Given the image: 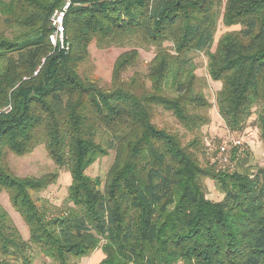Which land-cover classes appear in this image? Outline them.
<instances>
[{"label": "trees", "instance_id": "16d2710c", "mask_svg": "<svg viewBox=\"0 0 264 264\" xmlns=\"http://www.w3.org/2000/svg\"><path fill=\"white\" fill-rule=\"evenodd\" d=\"M62 10L61 46L50 35ZM219 19L239 28L210 51ZM92 41L156 51L145 74L126 79L139 52L120 53L103 87L79 73ZM191 52H204L210 78L221 82L224 125L241 131L256 112L264 144V0H0V193L28 228L23 239L0 205V264H32L34 252L75 264L98 247L97 264H264V166H202L199 136L184 143L152 122L156 108L189 132L209 122ZM39 145L69 174L71 204L58 213L33 197L57 172L17 176L9 168V154ZM109 150L102 186L85 171ZM205 178L220 201L205 197Z\"/></svg>", "mask_w": 264, "mask_h": 264}, {"label": "rangeland", "instance_id": "374dc122", "mask_svg": "<svg viewBox=\"0 0 264 264\" xmlns=\"http://www.w3.org/2000/svg\"><path fill=\"white\" fill-rule=\"evenodd\" d=\"M239 26H225L221 19L218 20L214 40L210 51H214L217 40L226 32L237 30ZM9 34V33H7ZM169 46V43H164ZM136 48L139 52L137 63L123 73V77L128 78L133 72H139L141 75L148 71L149 63L153 58L156 48L143 42L126 43L123 46L112 45L100 48L92 41L88 47V58L80 64L79 73L96 80L101 86L109 87L112 80V70L118 55L125 50ZM192 67L197 77L196 87L201 90L211 106L205 111L209 117V122L203 125L199 130L189 132L184 129L174 118V116L161 108H156L152 122L159 128H165L169 131L177 132L184 143L199 136L202 147L196 152L199 163L204 166L215 164L217 168L228 170L246 169L255 170V168L264 166V144L260 140L258 130L255 128L254 112L246 121L243 130L230 131L218 114L216 107V95L221 87V82L214 81L208 73V59L204 52H191ZM170 92V91H169ZM225 151H221V147ZM115 156L114 150H109L108 154L96 159L85 173L91 178H99L101 185L107 177V173L113 163ZM9 168L17 176L34 175L40 176L45 173L57 172L56 181L47 188L34 193L33 197L37 204L41 199L45 201L48 210L53 213L61 211L67 201V188L70 183L69 174L65 169H59L47 156L43 145L34 148L28 154L23 156L8 155ZM204 185L205 197L212 201H220L223 193L219 190L216 183L209 178L202 180ZM0 205L7 211L14 226L19 231L23 239H28V228L21 216L11 206L8 196L0 193ZM35 256L32 264H55L50 258L34 252ZM103 258L101 248L98 247L90 255L75 260V264H97Z\"/></svg>", "mask_w": 264, "mask_h": 264}, {"label": "built area", "instance_id": "2783aa9c", "mask_svg": "<svg viewBox=\"0 0 264 264\" xmlns=\"http://www.w3.org/2000/svg\"><path fill=\"white\" fill-rule=\"evenodd\" d=\"M66 6H67V4H66ZM66 6H65V8H66ZM63 14H64L63 10L54 12L53 17H52V24L55 27V31L50 35V41L53 44H55L56 41L59 40L61 43V46H62V40H63V30H62ZM220 149L222 152L225 151L224 146H222Z\"/></svg>", "mask_w": 264, "mask_h": 264}]
</instances>
